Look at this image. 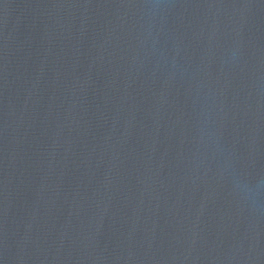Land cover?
Wrapping results in <instances>:
<instances>
[{"label": "water", "instance_id": "95a60500", "mask_svg": "<svg viewBox=\"0 0 264 264\" xmlns=\"http://www.w3.org/2000/svg\"><path fill=\"white\" fill-rule=\"evenodd\" d=\"M0 264H216L163 0H0Z\"/></svg>", "mask_w": 264, "mask_h": 264}]
</instances>
